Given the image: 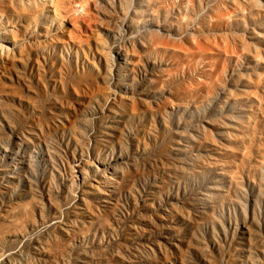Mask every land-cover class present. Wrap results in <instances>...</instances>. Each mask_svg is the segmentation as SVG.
Here are the masks:
<instances>
[{"label": "rangeland", "instance_id": "rangeland-1", "mask_svg": "<svg viewBox=\"0 0 264 264\" xmlns=\"http://www.w3.org/2000/svg\"><path fill=\"white\" fill-rule=\"evenodd\" d=\"M0 264H264V0H0Z\"/></svg>", "mask_w": 264, "mask_h": 264}, {"label": "bare ground", "instance_id": "bare-ground-1", "mask_svg": "<svg viewBox=\"0 0 264 264\" xmlns=\"http://www.w3.org/2000/svg\"><path fill=\"white\" fill-rule=\"evenodd\" d=\"M42 104V103H41ZM40 106V105H39Z\"/></svg>", "mask_w": 264, "mask_h": 264}]
</instances>
